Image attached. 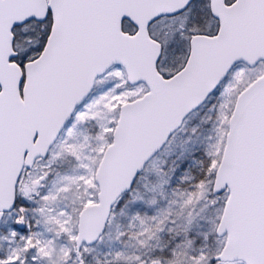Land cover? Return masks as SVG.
Segmentation results:
<instances>
[{
	"label": "snow or ice",
	"instance_id": "obj_1",
	"mask_svg": "<svg viewBox=\"0 0 264 264\" xmlns=\"http://www.w3.org/2000/svg\"><path fill=\"white\" fill-rule=\"evenodd\" d=\"M0 264H264V0H0Z\"/></svg>",
	"mask_w": 264,
	"mask_h": 264
}]
</instances>
